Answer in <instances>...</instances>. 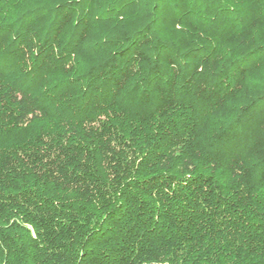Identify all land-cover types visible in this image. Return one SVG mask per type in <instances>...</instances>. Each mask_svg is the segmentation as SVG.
<instances>
[{
	"label": "trees",
	"instance_id": "16d2710c",
	"mask_svg": "<svg viewBox=\"0 0 264 264\" xmlns=\"http://www.w3.org/2000/svg\"><path fill=\"white\" fill-rule=\"evenodd\" d=\"M0 264H264V0H0Z\"/></svg>",
	"mask_w": 264,
	"mask_h": 264
}]
</instances>
